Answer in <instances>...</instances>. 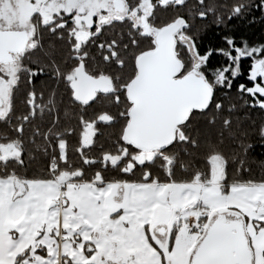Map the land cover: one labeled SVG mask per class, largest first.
<instances>
[{
	"label": "trees",
	"instance_id": "trees-1",
	"mask_svg": "<svg viewBox=\"0 0 264 264\" xmlns=\"http://www.w3.org/2000/svg\"><path fill=\"white\" fill-rule=\"evenodd\" d=\"M127 2L137 5L133 0ZM177 5L155 3L151 14L145 19L149 32L142 31L140 26L136 28L128 18H122L101 23L79 46H76L77 36L71 30L72 20L67 16L40 24L34 32L35 45L20 56L17 82L10 92L8 110L4 117H0V161H8L7 165L0 163V180L13 178L20 183L26 180L51 181L53 176L49 163L54 160L57 164L54 171L60 177L68 176L62 175V170L68 173L78 171L72 178L75 181L204 182L210 176L209 161L217 156L216 153L223 152L229 160L232 158V140L227 131L224 144L218 143L220 138L217 133L223 130L221 121L227 115L233 117L230 130L235 131L238 138L241 133H247V138L257 141L253 154L257 158H264V147L255 135L264 124V109L249 107L253 98L237 92L235 86L230 90L217 88L213 95L212 88L216 81H212L211 76L205 81L211 89L213 107L206 112L193 113L190 124L184 123L189 119L188 114L175 130L177 142L158 149L155 158L141 167H129L137 148L124 137L130 100L123 94L118 98L99 94L88 104L77 103L72 98L69 78L79 64L91 75H107V71L110 72L115 89L123 93L135 74L136 58L155 47L153 27L159 29L168 24L178 26L181 40L176 38L174 53L180 60L181 70L187 71L190 61L184 46L189 38L186 32L180 30L182 24L177 23L176 19H180L189 8L195 11L197 5L194 1L188 2L185 7ZM256 15L259 16V13ZM236 28L239 35L248 37L250 41L264 37V20H257L254 24L241 21ZM216 31L213 28L204 34L202 41L205 46H219ZM133 38L137 41L135 45ZM218 59L214 55L212 63ZM217 100H222L225 108L235 104V110L227 113L221 109L217 113ZM213 115L217 116V123L208 125V118ZM236 117L240 118L239 127ZM89 123H92L93 136L91 142L87 143L83 136ZM197 128L200 131L198 147L192 148L190 143L180 142V137L185 133L194 135ZM209 140L216 145L215 149L209 147ZM9 146L19 151L18 158L3 159L1 153ZM173 157L176 158L175 162ZM21 158L22 164L18 163ZM165 158L170 165L166 166ZM234 168L235 165H229V175L233 179L237 175L232 171ZM149 170L152 177L145 179ZM254 170L257 175L264 174L258 168ZM167 173H170V177ZM227 214L231 218L238 216L245 224V217L238 212Z\"/></svg>",
	"mask_w": 264,
	"mask_h": 264
},
{
	"label": "rangeland",
	"instance_id": "rangeland-1",
	"mask_svg": "<svg viewBox=\"0 0 264 264\" xmlns=\"http://www.w3.org/2000/svg\"><path fill=\"white\" fill-rule=\"evenodd\" d=\"M109 2L110 0H0V20L4 21L3 23L9 22L14 27H26L27 31H30L28 24L32 22L34 24L32 35L34 38V32L40 24L51 23L55 18H65L67 16L68 19L72 20L73 28L71 27V30L74 35L76 34V46H79L81 41H84L100 26V23H95L96 18L99 19L97 15L102 13L103 16H107ZM153 5L155 3L144 0L138 2L137 7L134 5L132 10L137 15H143L146 19L151 14ZM129 11H131V8L127 10L126 14ZM176 22L180 25L183 23L181 19H176ZM83 29L85 35L81 33ZM153 29V34H155L158 28L153 27ZM176 37L178 38L180 35L178 34ZM185 43L188 45L189 40ZM30 48L26 46L24 51ZM191 51L192 56L195 57L194 49H191ZM19 68L20 60L15 61L14 64L0 67V96L8 102L5 105L6 108L0 109V117H4L8 110L10 92L17 82L16 74ZM188 69L200 73L194 62H190ZM176 135L178 136L177 132ZM92 136L93 127L92 123H89L84 129L83 138L87 143H90ZM1 156L3 159L18 158L19 151L9 146L3 149ZM165 159L166 166L170 165L169 160ZM216 160L217 156L211 158L209 178L204 182L183 183L187 184L186 190L180 188V184L176 182H119L127 184L128 188L131 187L134 191H138L137 193L143 190L141 199H136V195L140 196L141 194L135 192L132 199L123 200L121 203L112 202V197H107V206L100 205L98 208L89 209L91 218L78 217L80 221L77 218L75 220L81 226L92 229V224L96 223L100 216L101 220L99 219L98 225H101V227L102 225L105 226V223H111L114 218L121 221L122 226L119 229L114 228L113 234L109 233V237L121 239L116 251L120 253L122 258L115 264L160 262V255L157 252L163 253L166 264H187L192 250L205 231L187 234L185 230L186 222L195 215L202 223L201 217L205 213L208 214L211 221L219 213L236 212L232 209L229 210L233 202L232 197L222 194L223 169L216 164ZM49 167L51 174H53V180L51 181L26 180L20 183L13 178L0 180L1 226H9L13 231L21 234L30 233L31 235L41 232L46 233V231L50 233L54 230L58 241L60 237L64 236V218L69 214L71 206L74 207L76 204L73 205L70 202L64 207L63 201L68 199V202L71 201V198H75L73 193L77 185L72 183L75 181L72 178L75 174H78V171L73 170L68 173L66 170H62V175H68L65 178L60 177L54 171L57 167L54 160L50 161ZM77 182L81 184L83 181ZM88 183H93L95 186L88 184L83 186L96 188V184L99 182ZM98 199L100 200V198ZM135 201H138L137 207L131 205ZM108 206L113 211L111 213H115L113 216H109ZM238 208L242 211L240 206ZM162 223L167 228V232L164 234ZM208 223L209 220L205 222V225ZM146 225H149L148 233L146 232ZM158 225H161L158 228L160 233L155 231V227ZM82 230V228L78 229L79 236H82ZM115 231L118 234H115ZM247 232L249 234L248 229ZM196 235L198 239L195 241ZM257 246L263 247L264 240L257 238ZM97 251L100 252V249ZM102 252L105 251L102 250ZM152 252H154V256ZM105 253L107 254V252ZM109 260L102 261L109 264L111 263Z\"/></svg>",
	"mask_w": 264,
	"mask_h": 264
},
{
	"label": "snow or ice",
	"instance_id": "snow-or-ice-1",
	"mask_svg": "<svg viewBox=\"0 0 264 264\" xmlns=\"http://www.w3.org/2000/svg\"><path fill=\"white\" fill-rule=\"evenodd\" d=\"M189 0H179L178 7H185ZM197 5L195 11L191 8L180 17L183 21L181 31L186 32L189 38V44L184 46V52L188 55L189 61L194 62L200 72L204 74L205 79L211 76L216 85L212 88L213 95L217 88L230 90L235 86L237 92L246 93L253 99L249 103L251 108L264 109V37L258 41H250L248 37L239 35L236 24L243 21L246 24H254L257 20H264V0H194ZM259 13V16L256 15ZM201 21L203 23H196ZM235 22V23H234ZM216 29V35L219 37V46H205L202 37L209 29ZM137 41L133 38V44ZM191 49L195 51V57L192 56ZM218 57L216 63H212L213 56ZM249 60L247 68L242 66V60ZM183 71V69H182ZM243 77V79H241ZM213 107L211 98L203 108H194L189 113V119L184 123L190 124L191 116L195 112H206ZM235 104H229L226 108L222 100L215 102L216 112L224 109L225 112L231 113L235 110ZM237 127H239L240 118L236 117ZM208 125L217 123V116L213 115L208 118ZM223 130L217 134L219 144H224L225 131L232 140V158L229 160L223 152L216 153V164L223 169L222 176V194H234L233 189H248L255 192L256 189L264 190V174L257 175L254 168L264 172V158H257L253 154V149L257 141L247 138V133H241L237 137L235 131H231L233 117L225 116L222 121ZM191 126V125H190ZM22 129H18L21 131ZM183 131V129H181ZM259 144L264 147V124L256 131ZM199 129H195L194 135L185 133L180 137L182 144L190 143L192 148L198 147ZM176 138L170 143L175 144ZM209 147L216 148L215 144L209 140ZM164 147H167L165 145ZM187 152V149H184ZM23 152H21V157ZM13 159V158H10ZM175 162L176 158H172ZM143 161L141 163H149ZM7 165L8 161H0ZM18 163L22 164L21 158ZM210 165L212 161H209ZM235 165L232 170L237 173L235 178H230L229 165ZM169 175L170 173H167ZM210 175V173H209ZM152 172L149 170L145 179H150ZM203 179V174H201ZM159 179V178H157ZM253 204L251 213H245V223L251 224V235L247 238L251 256L246 264H264V247L257 246V238L264 240V200L257 198L255 201H249ZM234 206V205H233ZM202 219L209 220L207 225H202L199 220L191 226V230L207 231L211 228L210 217L207 213L203 214ZM40 251V250H36ZM48 255L47 251L44 252ZM23 259V257H20ZM32 259V257H29ZM231 264V262H223Z\"/></svg>",
	"mask_w": 264,
	"mask_h": 264
},
{
	"label": "water",
	"instance_id": "water-1",
	"mask_svg": "<svg viewBox=\"0 0 264 264\" xmlns=\"http://www.w3.org/2000/svg\"><path fill=\"white\" fill-rule=\"evenodd\" d=\"M145 26V25H144ZM178 26L171 24L155 35V48L137 58V74L127 87L132 103L124 130L127 141L140 148H162L174 138V131L194 108H203L211 97V89L204 78L187 74L174 78L180 63L174 53L173 35ZM24 31H0V62L13 60L12 54L26 48ZM72 83L75 100L88 103L95 91L111 89L105 77L87 76L80 66ZM150 156V153L147 157ZM144 154L133 157L135 165L142 166ZM194 247L187 264H246L251 256L244 222L238 216L219 213L210 221Z\"/></svg>",
	"mask_w": 264,
	"mask_h": 264
},
{
	"label": "crops",
	"instance_id": "crops-1",
	"mask_svg": "<svg viewBox=\"0 0 264 264\" xmlns=\"http://www.w3.org/2000/svg\"><path fill=\"white\" fill-rule=\"evenodd\" d=\"M72 183H76L77 185L73 193V197L75 198H71V201L68 202V199L64 200L63 206L65 207L67 203L69 204L70 202L76 205H74V207L71 206L69 214L64 218V236L60 237L58 241L57 234L54 233V230L50 231V233L46 231V233L41 232L31 235L30 233L21 234L11 230L9 226L5 227L0 225V264H107L104 262L109 259H111L109 260L111 263L115 264L121 260L122 257L120 253L116 251L121 243V239L109 237V233H114V228L119 229L122 226L120 220L114 218L111 223H105V226L102 225L101 227V225H98L99 219L101 220L100 216L96 223L92 224L93 229L87 226H81L77 220H79L78 217L91 218L90 208H98L100 205L107 206V197H112V202L121 203L123 200L132 199L134 192L137 193L138 191H134L131 187L128 188L127 184L119 182H99L96 184V188L83 186L84 184L95 186L93 183L81 182V184H79L80 182L77 181H73ZM178 184H180V188L183 190L187 189V184ZM233 193L234 194H229L233 201L229 210H235L243 217H245V213H251L253 208V204L249 201H255L257 198L264 200V190L261 189H256L255 192H251L248 189L237 190L234 188ZM137 194H141L140 196L136 195V199L140 200L143 196V190ZM98 198H100V200ZM131 205L137 207L138 201L131 203ZM238 206L242 208V211ZM111 212L113 211H111L108 206L109 216L115 214ZM75 218H77V220H75ZM206 221V219H202V223L205 224ZM159 226L161 225L155 227L157 233H160V229H158ZM162 226L164 228V230L162 229L164 234L167 232V228L163 223ZM148 227L149 225H146L147 233ZM79 228L83 229L81 233L82 236L78 235ZM244 228L248 238V236L251 235V224L245 223ZM247 229L249 230V234ZM116 233L118 234L117 231H115V234ZM197 239L198 236L196 235L195 241ZM98 249H100V252L97 251ZM45 250L48 255L44 254ZM102 250L107 252V254L105 252L101 253ZM157 253L160 255V262L142 264H166L164 262L163 253ZM152 255L154 256V252H152ZM20 257H23V259H20ZM29 257H32V259H29ZM102 260H104V262Z\"/></svg>",
	"mask_w": 264,
	"mask_h": 264
},
{
	"label": "flooded vegetation",
	"instance_id": "flooded-vegetation-1",
	"mask_svg": "<svg viewBox=\"0 0 264 264\" xmlns=\"http://www.w3.org/2000/svg\"><path fill=\"white\" fill-rule=\"evenodd\" d=\"M134 2H136L137 4H138V2H141V1H144V0H133ZM145 1H149V2H151V3H157V4H167V3H169V4H177V3H179V0H145ZM194 0H189V2H193ZM135 7H137V5H135ZM129 8H131V11H129V13L128 14H126L127 13V10L129 9ZM134 8V6L133 5H130L128 2H127V0H110V2H109V4H108V6H107V16H103L102 15V13H99L97 16L99 17V19L98 18H96V20H95V23L97 22V24L98 23H105V22H107V23H110V22H112V21H115V20H121V18H128L130 21H132V23H133V25L134 26H136V28H138L139 26L142 28V31H146V32H149V29H148V26H147V24H146V21H145V18H144V16L143 15H137L136 14V12L134 11V10H132ZM123 15V16H122ZM94 18V17H93ZM4 21H2V20H0V31H3V32H7V31H13V30H19V31H24V32H26V34H27V43H26V46L27 47H32L33 46V44H34V38H33V26H34V24L32 23V22H29V24H28V26H29V28H30V31L28 32L27 31V28L26 27H14V26H12V25H10V23L9 22H5V23H3ZM94 23V22H93ZM145 25V26H144ZM161 29V28H160ZM159 31V29L158 30H156V32H155V34H154V36H153V39H154V43H155V35H156V33ZM81 33H82V35H85L86 33H85V30L83 29V30H81ZM176 35H178V31L173 35V38H174V45H175V40H176ZM178 39H180L181 40V38L180 37H178ZM155 48V47H154ZM154 48H152V49H154ZM152 49H150V50H152ZM149 50V51H150ZM173 50H174V46H173ZM24 52V50L21 52V53H17V54H12L11 56H12V58H13V60L12 61H10V62H0V67L1 66H4V65H11V64H14L15 63V61L16 62H18L19 60H20V55L22 54ZM147 52V51H146ZM0 57H1V55H0ZM178 61H179V63H180V60L178 59ZM136 62H137V58H136V61H135V66H136V69H135V74H134V76H133V78L135 77V75L137 74V65H136ZM248 64H249V60H247V59H245V60H242V66L243 67H245V69L247 68V66H248ZM82 67V65L81 64H79V66L78 67H76L75 68V70L73 71V75L72 76H70V78H69V85H70V88H71V95H72V98L74 99V97H73V94H74V91H73V88H72V83L76 80V72H77V69L79 68V67ZM196 67V66H195ZM82 70H83V72L87 75V76H89V77H92V78H100V77H105V78H107V80L110 82V85H111V89L109 90V91H107V92H103V91H95L94 93H93V98H92V100L90 101V102H92L99 94H107V97H110V95H113V97H115V98H118L120 95H122L123 94V96H126L127 98H128V95H127V87H128V85H129V83L131 82V80L133 79H131L130 80V82L125 86V90H124V92L123 93H119L116 89H115V87H114V83H113V79H112V77H111V73L110 72H108L107 71V75H105V74H100V75H91V74H88L83 68H82ZM1 71V70H0ZM187 74H195V75H197V76H200V77H202V78H204L205 79V77H204V74L202 73V72H200V73H195V72H193V71H191L190 69H188L187 71H182L181 70V64H180V68H179V71H178V73L174 76V78H180V77H182V76H185V75H187ZM241 79H243V77H241ZM75 100V99H74ZM77 103H81V104H88V103H90V102H88V103H83V102H80V101H77V100H75ZM8 102L7 101H5L3 98H1V96H0V109H4V108H6V104H7ZM131 105H132V103H131ZM131 107V106H130ZM130 109V108H129ZM128 119H129V110H128ZM127 122H128V120H127ZM126 125H127V123H126ZM177 128V127H176ZM125 130V129H124ZM176 130V129H175ZM174 135H175V131H174ZM129 142V141H128ZM136 151L134 152V154L132 155V158H131V163H130V165H129V167H131V165H135V163H134V161H133V157L135 156V155H137V154H139V153H142V154H144V160L143 161H151V160H153L154 158H155V155L157 154V153H159L157 150L158 149H160V148H140V147H137L136 146ZM163 148V147H162ZM150 153V156L149 157H147V155ZM145 163H143V165H144ZM142 165V166H143ZM135 166H137V165H135ZM139 167H141V166H139Z\"/></svg>",
	"mask_w": 264,
	"mask_h": 264
},
{
	"label": "built area",
	"instance_id": "built-area-1",
	"mask_svg": "<svg viewBox=\"0 0 264 264\" xmlns=\"http://www.w3.org/2000/svg\"><path fill=\"white\" fill-rule=\"evenodd\" d=\"M51 171V170H50ZM52 173V172H51ZM53 175V174H52ZM197 217L196 215L194 217H192L190 220H188L186 222V225H185V230L187 232V234H193L194 232H200L201 230H191V226L195 223H197ZM200 222V221H199ZM201 223V222H200ZM203 225V223H201Z\"/></svg>",
	"mask_w": 264,
	"mask_h": 264
},
{
	"label": "bare ground",
	"instance_id": "bare-ground-1",
	"mask_svg": "<svg viewBox=\"0 0 264 264\" xmlns=\"http://www.w3.org/2000/svg\"><path fill=\"white\" fill-rule=\"evenodd\" d=\"M38 21V20H37Z\"/></svg>",
	"mask_w": 264,
	"mask_h": 264
}]
</instances>
